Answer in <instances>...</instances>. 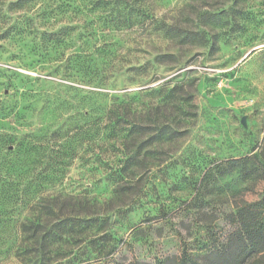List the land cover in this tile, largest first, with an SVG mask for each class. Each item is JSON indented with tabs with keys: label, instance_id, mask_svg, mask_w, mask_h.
<instances>
[{
	"label": "rangeland",
	"instance_id": "rangeland-1",
	"mask_svg": "<svg viewBox=\"0 0 264 264\" xmlns=\"http://www.w3.org/2000/svg\"><path fill=\"white\" fill-rule=\"evenodd\" d=\"M97 1L0 0V264L200 260L264 197V164H231L264 137V0ZM26 19L36 32L5 34ZM120 102L135 112L109 130Z\"/></svg>",
	"mask_w": 264,
	"mask_h": 264
},
{
	"label": "trees",
	"instance_id": "trees-1",
	"mask_svg": "<svg viewBox=\"0 0 264 264\" xmlns=\"http://www.w3.org/2000/svg\"><path fill=\"white\" fill-rule=\"evenodd\" d=\"M37 0H10L8 7L11 11H25L29 12L31 10L30 4ZM100 5V0L97 1V6ZM43 14H52V9H43ZM34 12V11H33ZM48 26H52L53 23H48ZM37 26L35 25L34 19H26L23 23L15 22L5 32V34H20L28 31V33L36 32ZM46 35V40L51 42V44H59L64 42L69 38L68 34H61L60 32H54L50 29L49 32L42 33V36ZM159 58V57H158ZM135 112L132 109V104L112 103L106 109L107 117H111L114 123L110 125L109 130L116 131L118 129H123L122 127V118L125 115ZM132 114V113H131ZM149 112L146 113L148 117ZM149 119L145 122H132L127 128L129 133H146L152 129V125ZM116 125V126H115ZM162 132L166 135L167 139H172L181 134L180 131H177L173 128H162ZM140 149L133 151L127 158V164L131 165L129 171L123 175L128 179H132L134 174V168L137 163L141 162V159H144L146 156L140 158ZM264 160V137L258 147V151L239 159L231 160L232 166L246 164L247 162L251 163V171L255 172V169L260 168ZM257 165V166H256ZM56 171L53 158H50V161L45 163V166L41 168L36 173V179L41 185L43 183L48 184L53 181V176ZM119 176V175H118ZM121 178V177H120ZM50 184V183H49ZM127 184V183H126ZM130 185V184H128ZM53 190H55L53 188ZM59 193L55 194V197H58ZM50 205H45L49 207ZM73 211L75 214L81 212L86 207H80L79 205H72ZM53 207V206H52ZM63 206L61 205L60 208ZM89 212L88 210L85 211ZM231 224L233 228L230 232L227 233L224 243L219 247H214L209 250L200 260L193 258L188 255L186 252H182L179 256H173L178 264H264V197L254 202H243L237 205L233 212L230 213ZM111 251H108L106 255L110 254ZM115 264H150V263H115ZM156 264H161L160 262Z\"/></svg>",
	"mask_w": 264,
	"mask_h": 264
},
{
	"label": "water",
	"instance_id": "water-1",
	"mask_svg": "<svg viewBox=\"0 0 264 264\" xmlns=\"http://www.w3.org/2000/svg\"><path fill=\"white\" fill-rule=\"evenodd\" d=\"M241 123L244 125V118L241 119Z\"/></svg>",
	"mask_w": 264,
	"mask_h": 264
}]
</instances>
